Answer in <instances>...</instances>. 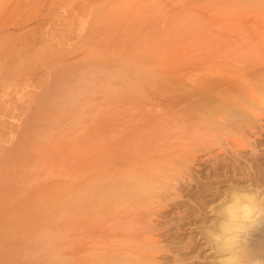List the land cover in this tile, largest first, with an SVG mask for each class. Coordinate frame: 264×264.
I'll list each match as a JSON object with an SVG mask.
<instances>
[{"label":"rangeland","instance_id":"rangeland-1","mask_svg":"<svg viewBox=\"0 0 264 264\" xmlns=\"http://www.w3.org/2000/svg\"><path fill=\"white\" fill-rule=\"evenodd\" d=\"M231 203L264 260V0H0V264H213Z\"/></svg>","mask_w":264,"mask_h":264},{"label":"clouds","instance_id":"clouds-1","mask_svg":"<svg viewBox=\"0 0 264 264\" xmlns=\"http://www.w3.org/2000/svg\"><path fill=\"white\" fill-rule=\"evenodd\" d=\"M250 199L255 200V197H251ZM235 207L234 205L229 209V212L233 213L234 218ZM257 211L258 209L255 204H244L239 209V212L242 213L240 219L243 223L239 225L225 224V235L216 237V239H223L225 243L218 249L220 256L213 264H264V260L254 257L248 248V241L250 238L249 230L256 222ZM216 252L217 250L213 249L209 255Z\"/></svg>","mask_w":264,"mask_h":264},{"label":"bare ground","instance_id":"bare-ground-1","mask_svg":"<svg viewBox=\"0 0 264 264\" xmlns=\"http://www.w3.org/2000/svg\"><path fill=\"white\" fill-rule=\"evenodd\" d=\"M241 193H243V192H241ZM238 196H239V195H238ZM238 196H237V197H238ZM235 202H236V201H235ZM240 203H241V202H240ZM231 204H232V203H231ZM242 204H243V203H242ZM226 205H227V204H226ZM232 205H235V204H232ZM236 205H237V204H236ZM229 206H231V205L229 204ZM238 206H239V200H238ZM240 206H241V205H240ZM231 207H233V206H231ZM231 207L228 208V206H227L228 209H230ZM240 208H241V207H237V210H239ZM228 211H229V210H228ZM235 212H236V214H237L236 216H239L238 213L241 214V212H239V211H238V213H237L236 209H235ZM229 213H230V212H229ZM229 213H228V214H229ZM231 214H232V213H230V216H231ZM232 215H233V214H232ZM236 216H235V218H236ZM233 217H234V216H233ZM233 217L231 216V218H233ZM233 220H234V219H233ZM236 223H237V222H236ZM234 225H235V223H234ZM218 237H219V236H218ZM223 244H224V243H223ZM215 246H216V245H215ZM216 247H217V246H216ZM218 248H219V247H218ZM184 260H185V259H184Z\"/></svg>","mask_w":264,"mask_h":264}]
</instances>
